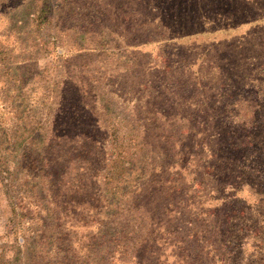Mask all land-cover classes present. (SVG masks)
<instances>
[{
	"label": "rangeland",
	"instance_id": "1",
	"mask_svg": "<svg viewBox=\"0 0 264 264\" xmlns=\"http://www.w3.org/2000/svg\"><path fill=\"white\" fill-rule=\"evenodd\" d=\"M1 1H5V7L0 3V11L11 16L19 35L21 33H23L22 37L29 35L24 42L23 49L20 50L13 46L11 52L12 56L25 63L27 58L25 54L30 49L31 43H38L37 35L32 33L31 25L25 20L26 16L22 15L20 11L13 13L11 10H7L10 2L16 0ZM72 1L74 5L67 1L65 7H72L74 11L71 13L65 10L64 17H59L58 24H61V27L56 26L54 30L49 25L40 33L43 46L47 49L45 56L38 60L39 76H42L44 81L38 77H32L30 80L24 81L25 88L21 91L18 90L17 94L14 90L10 92L11 96L20 97L21 102L29 101L30 103L32 98L42 94L45 98L51 96L50 101L37 104L38 107L34 109V114L38 117L36 120L39 123L37 124L42 123L44 128H47L45 161L49 159L50 168L44 167L42 174L45 173L49 178H58L57 174L61 175L60 184H56V187H59L58 192L56 187H48V192L43 189L38 196L37 193L34 195L29 190L30 187L19 190L17 195H19V199L24 197L26 209L33 210V207L37 205L41 209L37 210V216L26 215L27 210L18 209L22 217L20 216L17 222H23L27 233L33 235L34 239L42 232L46 233L45 235L53 233L50 236H53L61 247V252L58 253L65 256V252L69 253L70 251L75 256L72 260L73 264H100L99 258L110 251L114 241H117L120 235L125 239L126 247L132 251V256L139 257L144 261V264H177L178 260L181 261L179 264L184 261L187 264H192V262L195 264H254L255 261L257 262L255 255L250 254L252 252L251 244H255L253 238L250 237L246 241V247H241V244L247 237V227H245L247 220H254V217H261L264 213V207L260 206L261 204L264 206V202L259 198V193L264 191V178L262 177V173H264V119L262 120L264 117V90H262L264 89V40L262 39L264 27L247 28V24L251 23L247 21L260 12H255L251 8L248 12H243L241 17L237 10L229 9L231 3L226 4V7L220 4L222 12L218 15L208 16L204 27L190 28L188 20H186L184 26L179 29L180 21L172 22L169 17L172 9L171 4L166 2L162 6L159 5L161 8L157 10L159 21L163 19L167 25V29L165 28L162 33H158L153 27H150L154 31V35L140 30L134 36L130 33L131 31L125 30L127 24L120 22L121 17L118 18L119 22L115 26L116 21L113 22L112 17L107 20L100 16V19L98 17L96 21L104 22L105 27L98 28V31L103 33V37L93 35L91 32L92 36H89L88 33L82 31L83 29L75 30V27L82 21L79 18L80 14L86 12L84 10L91 4L90 7L94 10L88 13L90 18L87 22L91 24L89 30L92 29L95 32L97 26H95L93 18L96 14L99 15L98 11L101 7L102 13L105 9L111 8L117 14L126 15L125 10L130 7L127 4L130 3L132 6L131 0L130 2L128 0H103L96 4L93 0ZM206 1L202 0V4ZM116 3H119L124 9L117 7ZM157 3L160 2H155V4ZM107 10L105 11L107 12ZM94 12L96 14H93ZM225 12L229 13V16L232 17L231 20H225V16L222 14ZM4 21L0 17V32L3 31ZM24 21L27 24H24ZM74 22L76 26L71 28ZM238 26L239 28H237ZM224 27L229 28L230 33H237V35L244 31L242 28H247L251 32L249 40L246 41L245 37L238 44L231 42L236 37H231L228 43L224 39L219 40L218 38L225 36ZM199 31L201 34L195 35ZM202 31H208V34L203 35ZM120 34L123 35L122 38ZM167 36H176L175 41H179L174 44L173 51H176V44L185 48L192 47L195 50L192 54H183L182 62L176 65L181 71L174 72L173 76H170V72L165 68H160L162 71L157 72L155 67V65L159 67L162 63L164 65L171 63L167 57L162 60V57L155 55H161L165 51L170 53L172 42L169 41L173 40L167 39ZM2 39L3 37L0 36V40ZM11 39L9 38V40ZM154 39L155 41H153ZM165 40L168 42H162ZM113 41H116L119 48L112 47L115 44ZM101 42L109 43V46L106 44L104 47L105 52H98ZM208 42L211 47L207 48ZM21 44L18 46L20 47ZM137 50L138 53H135ZM141 51H148L151 53L150 56L152 54L155 56L141 55ZM80 54H83L82 58H75ZM72 55L73 57H71ZM17 59L14 58L8 64L9 67L14 66ZM207 59L212 62L208 65L209 69L212 66L209 76L213 81H216L215 90L221 98L218 109L227 111L226 115L213 116L212 113L222 112L215 110L217 104L212 103L213 106H216L214 108L212 106L213 112L211 109L206 112L203 107L201 114L196 113L199 118L198 122L194 121L196 116H193L194 112L191 111L192 116L186 114L187 117L183 122L179 121L174 126L171 123H166V129L163 128L164 133L175 137L178 135L180 136L178 138L184 143V145L179 144L178 149L190 145L196 153L191 158L186 157L177 164L180 170L159 174L156 173V170L159 165L167 164V151L174 149V144L171 143L168 146L164 143H155L151 145L148 142L149 146L145 145V157L150 163L155 162L157 166L151 168L149 163L144 178H147L148 183H151L159 178L169 179L166 174L170 175V179H174L176 173L180 172L189 178L191 176L189 172L194 167L192 163L210 164L209 161L199 162L197 154H200L201 150L197 145L201 144V141L197 139L202 140L208 130L218 133L217 144H215L218 146V151L226 154L235 152L236 166L243 164L240 160L242 153H251L252 167L256 173L234 170V173L232 171L229 173L228 178H224L225 174L220 176L223 177V180H220L222 185H225L228 179L230 180L228 183L236 182V177H238L243 181V188L249 189V186L252 188V192L249 191L251 198L248 202H250V206L255 203L254 216L250 215L253 209L249 207L248 215L236 217V221L232 223L225 219L224 207H219L222 214L218 218L204 214L210 204L214 205L213 200L207 203L202 201V208L197 211L195 207L188 205L186 200L182 204L174 203L176 198L169 188L171 185H164V187L173 197L174 214L171 210L169 213L163 212L161 194L151 193L149 196L150 189L146 188L147 184L139 186L140 190H137L136 178L142 170L140 160L143 158V154L138 153L133 159V163L127 166L123 173L118 175L119 171L117 170L115 178L107 182V178L112 174V163L115 158V163L117 159L122 158L120 156L123 155L128 144L129 125L135 126L136 130H142V127H148L153 132L161 130L153 125L146 126L147 123L144 119L148 110L157 109V107L150 108L149 101L145 100L142 95L147 94L150 90H152L151 94H157L154 100L160 104L157 110L162 113L166 107L167 95H172L171 91L181 86L184 87L190 78L202 76L201 68H204L206 75L209 73L208 69L206 70ZM28 77L30 76L27 75L26 78ZM108 80L114 81V84H108ZM200 81L203 84V82H207V79L200 78ZM91 84L94 85L93 89H91ZM50 90L51 92H49ZM110 90L113 91L109 92ZM246 95L251 97L250 102H253L254 106H258L257 109L260 110L254 114L255 128L239 132L236 130V123H233L230 130V116L242 113H240L243 109L242 98L245 99ZM53 96L55 97L52 98ZM237 97L238 101L236 102ZM225 101L226 104H224ZM21 102L17 99L15 105H18V109L22 112L23 108L19 105ZM231 103H233V107H231ZM183 111L187 113L185 108ZM142 115L143 118H141ZM7 116L11 117L5 113L0 115V121L3 120L0 122V131L12 132L14 128ZM205 119L211 123H205ZM112 130L114 131L113 135L111 134ZM51 135H58L59 140H49ZM171 141L174 142V139L172 138ZM258 165H261L262 173L258 170ZM51 166L55 167L54 170L51 169ZM219 169L229 172L231 167L225 168L224 165H221ZM209 170L215 171L213 168ZM149 173L153 176H149ZM242 174L246 175V180L242 179ZM217 177L219 175L215 176L214 180ZM46 179L44 178L45 181H48ZM82 181L85 182L88 190L85 196H82L83 199H86L87 204H78L77 200H73L68 193V190L75 187L80 189ZM38 188L42 187L37 182L36 189L39 190ZM135 190H137L136 193H134ZM196 193L193 192L191 196L194 197ZM33 196H37V198ZM51 198L56 201L55 204L47 203V200L51 201ZM95 199L100 202L101 207L93 210V215L91 205L96 203ZM53 206H57L55 215L49 214L50 207ZM134 208H137L139 213ZM140 212H146L153 216V220H156V223L152 225L155 227V235L158 238L156 245L151 249H143L142 241L138 242L135 239L138 236ZM211 212L215 214L219 213V210L212 209ZM10 216L7 199L4 194H0V264L11 260L14 254L16 240L15 235L9 232L8 219ZM54 217H58L59 220L55 222ZM186 220H192L193 223L188 226ZM123 224L128 230H131L133 236L131 240L121 234L125 227ZM188 233L192 236L196 234L200 242H197ZM186 234L185 244L183 241ZM219 236L222 245L217 246L212 241H219ZM254 236L259 241L258 235ZM180 239L182 242L177 243ZM136 246H140L143 252L140 250L133 252ZM184 247L187 249L185 252H183Z\"/></svg>",
	"mask_w": 264,
	"mask_h": 264
},
{
	"label": "trees",
	"instance_id": "2",
	"mask_svg": "<svg viewBox=\"0 0 264 264\" xmlns=\"http://www.w3.org/2000/svg\"><path fill=\"white\" fill-rule=\"evenodd\" d=\"M67 1H70V3L73 4L72 0H16L13 2H10L9 7L7 10H11V12L14 13V11H20L22 15L26 16V21L31 25L32 33H35L37 36V42L38 43H31L30 49L26 51V60L23 63L22 61L18 60L15 56H12V50L13 46H16L20 50L24 47L25 40L28 39L29 35L26 37H22L21 33L19 35V32L13 24V20L11 19V16H7L8 14L2 13L1 18H3L4 25H3V31L0 32V36L3 37L2 40H0V115L3 113L9 114L11 117L7 116L8 120L12 123V128L14 130L12 132L9 131H0V194H4L7 199V204L9 206L11 216L8 219V226H9V232H12L15 235L16 243L14 245V254L11 260L3 262L1 264H73L72 260L75 258V256L69 251V253H66L65 256L59 254L58 252H61V247L56 243V239L53 238V233H50V235H45L46 233L38 234L37 237L34 239L33 235H30L27 233L26 226L24 223L19 220V217H22V214L18 211L19 210H27L26 215H36L37 216V210L41 209L38 205L33 207L36 210H30L26 209L24 200V197L22 199H19V190L23 189L24 187H30V191L39 194L42 192L43 189H45L47 192L49 191L48 187H56V184H60L61 175H58V178H49L48 175L45 173L42 174V170L44 167H49V159H46L45 161V149H47L45 140H46V132L47 128H44L43 124L39 123L36 119L38 117L34 114V109L37 108V104H43L46 103L47 100L50 101V95L49 97L45 98V96L40 95L39 97L32 98V102L29 101L21 102V98H17L10 95V92L14 90V92L17 94L18 90L21 91L23 88H25L24 81L30 80L32 77H38L40 80L44 81L42 79V76H39V68H38V60L41 57L45 56L46 47L43 46V40L41 38V32L47 27L51 26L52 29H56L57 27H61V24H58L59 17H64V11H69L73 13L72 7H65V3ZM94 3L100 2L103 0H93ZM130 2V0H128ZM155 2H160L155 4ZM170 3L171 4V12L169 13V17L172 19V22L175 23L179 22V29L184 26V23L186 20H188L190 28H197V27H204L206 25L207 19L212 15H218V13L222 12L221 5L223 7H226V4H230L231 6L229 9L233 11H238L239 16L242 15L243 12H248L249 9H254L255 12L258 11L260 13L256 14L254 17H252L251 20H248L247 22H251L247 24V28L249 27H264V0H207L204 4H202V0H131L132 6L129 4L130 7L125 10L126 15H120L114 12L113 9H105L104 13H102V7L99 9L98 14L95 12L93 14H96V16L93 18V22H95V26H97V30L94 32L92 29L89 30V26L91 24L87 22V20L90 18L89 12H92L94 10L89 4L87 9H85L84 13L80 14L79 18H81L82 21L76 26V23L74 22L72 24L71 28L80 29L84 33H88L89 36L98 35L103 36L102 32L98 31V28L105 27L104 22L102 21H96L97 18L100 16H103L102 18H105L111 20L113 22L116 21L115 26H117V22H119L118 18L121 17L122 19L120 22L126 23L127 26L125 27V30L131 31L134 36L137 35L140 30L146 32L147 34L154 35V31L150 29V27H153L158 33H162L164 29H167L166 22L162 19L159 21L158 19V12L157 10L160 9L164 3ZM3 7H5V1H1ZM104 3V2H103ZM107 4V3H106ZM74 5V4H73ZM117 7H121L119 3H116ZM160 5V6H159ZM204 8V9H202ZM110 11L111 13H109ZM225 11V10H224ZM224 14V18L226 21L231 20V16H229L228 12L222 13ZM115 15V16H112ZM238 15V14H237ZM209 16V17H208ZM246 16V15H245ZM242 17V16H241ZM101 18V19H102ZM179 20V21H178ZM24 21V24L27 22ZM121 24V23H119ZM143 27V28H142ZM242 27V25H241ZM58 28V29H59ZM225 28V36L222 38H218L219 40H226L228 43L231 39V37H236L234 40H231L232 43L238 44L240 40L244 39L248 41L249 35L251 34L250 30L247 28H242L244 31H241L239 35L237 33H230L229 28ZM239 28V26L237 27ZM147 29V31H146ZM170 29V28H169ZM169 31V30H168ZM91 32V33H90ZM95 33V34H94ZM115 33V32H114ZM203 35L208 34V31H202ZM29 34V33H28ZM116 34V33H115ZM201 32H196L195 35H199ZM26 35V34H25ZM162 35V34H161ZM19 36V37H18ZM117 36V34H116ZM121 38L123 37L122 34H120ZM161 37V36H158ZM176 36L168 37L167 39L173 40L169 41L172 42L171 50L168 53L167 51L160 54H155L158 57H162V60L164 57H167L170 59V65H164L163 63L161 65H155L157 68V72H161L162 69L165 68L166 71L170 72V76H173L174 72H180L181 70L176 66L179 63L182 62L184 56V53L192 54L195 52V50L192 47H182L178 46L176 47V51H173L175 47V43L179 41H175ZM9 38H12L9 40ZM196 38V37H195ZM209 38V37H208ZM120 39V38H118ZM166 39V38H164ZM216 39V40H218ZM262 39L264 40V34L262 35ZM21 40V41H20ZM149 40V39H146ZM155 41V39L153 40ZM22 42V44H21ZM115 44L112 46L113 48H119L116 41H113ZM148 42V41H147ZM162 42H168V40L162 41ZM209 43V42H208ZM21 46L19 47L18 45ZM109 46V43L101 42L100 43V49L98 52H105V45ZM261 46L262 43L259 42ZM264 44V42H263ZM207 48L211 44L209 43L206 45ZM197 47V46H196ZM192 50V51H191ZM138 53V50L135 52ZM148 51H141V55H145L148 57L155 56L151 55ZM168 54V55H167ZM83 54H80V56H75V58H82ZM116 55V54H115ZM114 56V55H112ZM73 57V55L71 56ZM17 59V62H15V65L12 67H9V63L13 61V59ZM180 61V62H179ZM212 62L207 59V68L208 72L207 75L204 72V68H201V74L200 77H195L194 79H189L187 81V84L184 87L176 88L174 91H171L172 95H167V103H165L166 107L162 113H160V110H157L159 108V103L154 100L155 97H157V94H151L152 90L148 91L147 94L142 95L143 98L147 101H149L150 108L155 106L156 108H152L148 110L147 116H145V122L148 125L156 126L157 128H161V130L158 131H151L148 127H142L143 129H135V126L129 125L127 133L128 137V144L126 146V149L123 151V155L121 159L116 158L114 162L112 163V171H111V177L107 178V182H110L113 178H115V175H118L123 173L125 168L127 166H130L133 162V159L136 157V155L143 154V158L140 160L141 163V171L139 172L136 181L138 182L137 190H140L139 186H142L143 184H147L146 188L150 189L148 192L149 196L151 193H159L162 196L161 199V207L162 211L165 213L173 212L174 214V203H184L185 200L188 201V205L191 207H195V210H200L202 208V201L204 202H211L214 201V205L211 206V204L208 206V210L204 213L207 216H214L215 218H218L221 216V210L219 207H224V212L226 213V220L232 223L233 221H236V217H239L241 215H248L250 212L249 207L253 209L251 212V216H254L255 213V203L250 206L249 199L251 198L250 192H252V188L249 186V189L243 188V181L236 177V182L228 183L230 180L228 179L225 185H222L220 180H223V177H220L222 174H225L224 178H228L229 173L232 171L234 173V170L238 172H252L253 174H256L252 167V160L253 157H251V153H242L240 155V160L242 161V165L236 166L234 162L235 152L233 153H223L218 151V146H215L217 144L216 136H218V133L214 131L208 130V133L205 135L204 138L197 139L201 141V144H198L197 146H200L201 153L197 154L199 157V162H208L209 165L205 164H198V163H192L194 167H192V171L189 172V175H191L189 178H186L183 174V172L176 173V176L174 179H170V175H167V178L169 179H158L155 182L151 181V183H148V179L144 178L146 176L145 171L148 168L149 161L145 157V145L149 146L148 142L151 145H154L155 143H164L169 146V144H174V149L167 151L166 154V165H159L158 169L156 170V173L162 174L165 172H169L171 170H180L178 165L180 161L184 160L186 157L191 158L194 156V153H196L193 148L189 146L181 147V149H178V145H184L183 141L179 139L178 135L176 137L174 135H167L164 133L163 128L166 129V123H171L173 126L177 124L179 121H185V118L187 117L186 114H188L190 117L192 116V112H194L193 116H196L194 121L198 122L199 118L196 115L202 113L203 107L205 108L206 112H209V109L214 111V107L212 103L217 104V111L222 113H212L213 116H220L221 114L226 115L227 111H224L223 109L219 108L218 105L221 102V98L215 90V84L216 81H213L211 76H209L211 73L209 70V66ZM161 66V67H160ZM214 69V67H213ZM212 69V70H213ZM214 71V70H213ZM27 75L30 77L26 78ZM57 75V74H56ZM200 78L207 79V84L203 82L201 84ZM184 80V79H183ZM185 81V80H184ZM205 83V84H204ZM108 84L113 85L114 81L108 80ZM42 87V86H41ZM225 87V86H224ZM94 88V85L91 84V89ZM10 89V90H9ZM189 89V90H186ZM57 90V89H56ZM264 90V89H262ZM113 90H110L111 92ZM51 92V90L49 91ZM53 96L52 98H54ZM151 98V99H150ZM19 100L22 106L23 110L22 112L18 109V105H15V101ZM251 97L249 95H246L245 99L242 98L243 104H242V110L240 111L241 114L235 115L231 114V119L229 120V128L231 130V126L233 123H236V130L239 132H245L249 130H253L255 128V121H254V114L255 112L260 111L257 109L258 106H254L253 102H250ZM53 101V99H52ZM51 101V102H52ZM238 101V97L236 99V102ZM146 103V102H144ZM210 103V104H209ZM26 104V105H23ZM152 104V105H151ZM226 104V101L224 102ZM213 106V108H212ZM231 107H233V103H231ZM183 108L187 111H183ZM222 110V111H220ZM134 111V110H133ZM158 111V112H157ZM2 117V116H1ZM0 117V118H1ZM43 117V116H40ZM143 118V115L142 117ZM140 118V119H141ZM264 117L262 118V120ZM14 120V121H13ZM204 120V119H203ZM208 119H205V123L210 124L211 121H207ZM3 121V120H1ZM0 121V122H1ZM48 121V120H47ZM51 121V119H50ZM217 121V120H216ZM112 135L114 134V131H111ZM174 139V142L171 141V139ZM162 139V142H161ZM49 140L57 141L59 140L58 135H51ZM59 142V141H58ZM57 142V143H58ZM55 143V144H57ZM46 146V147H45ZM233 150V147H232ZM232 156V157H231ZM58 161V160H56ZM48 164V165H47ZM151 168L157 166L155 162H151ZM235 164V168H234ZM221 165H224L225 168H230L231 170L228 172L227 170L222 171L219 169ZM258 170L262 173L263 169L261 168V165H258ZM52 167V166H51ZM50 168V167H49ZM55 167H52L51 169L54 170ZM215 171H210L209 169H212ZM263 178H264V173ZM45 177H44V176ZM219 175L214 180V177ZM149 176H153L151 173H149ZM242 179L246 180V175H241ZM260 178L259 176H257ZM44 178H47L48 181H45ZM46 179V180H47ZM56 181V182H53ZM219 181V183H218ZM31 182V183H30ZM37 182L40 184L42 188H38L37 190ZM217 182V183H215ZM164 185H171L169 188L172 192V194L175 196L176 200L174 203H172L173 197L171 194H168L169 191L167 188L164 187ZM19 186V187H18ZM107 186V184H106ZM57 188V192L59 190V187ZM219 188V189H218ZM167 189V190H166ZM79 190V191H78ZM134 193H136V191ZM87 187L85 185V182L82 181V184L80 186V189H77L76 187L68 190V193L71 195L73 200H77L76 202L78 204H87L85 202V198L83 199L82 196H85V193L87 192ZM193 192H197L194 197ZM141 193V192H140ZM153 196V195H152ZM34 198H37V196H33ZM99 197V196H98ZM41 198V197H40ZM260 201L264 202V191L259 193ZM96 203L91 205V211L92 214L93 210L99 209L101 207L100 202L95 199ZM55 200L51 198L50 200H47L48 204H55ZM252 202H254L252 200ZM261 204V203H257ZM249 205V206H248ZM261 207H264L263 204L260 205ZM97 207V208H96ZM57 206L50 207L49 214L55 215V209ZM214 209L215 211L218 209L219 213H212L211 210ZM238 209V211H237ZM135 211L139 213V210L137 208H134ZM124 211V209H123ZM202 213V211H200ZM125 213V212H124ZM178 213V212H177ZM239 215H236V214ZM126 214V213H125ZM128 216V214H126ZM140 221L138 223V236L135 237L137 241H142L141 247L143 249L149 248L151 249L154 247L157 243L158 236L155 235V227L152 225L153 223H156V220L152 219V215H148L146 212H140ZM132 217V216H131ZM255 219H251V221L247 220V223H245V227H247L246 235L247 237L243 239V242L241 244V247H246V241L252 237L255 244H251V253L255 255V258L257 262L255 261L254 264H264V213L261 215V217H254ZM53 220L57 222L59 220L58 217H54ZM152 220V221H151ZM175 220V219H174ZM24 221V220H23ZM183 222V221H182ZM151 223V224H150ZM186 223L188 226H190L193 221L192 220H186ZM179 224V223H178ZM122 229V235H124L127 239L133 238L131 230H128L126 225ZM228 227V226H227ZM219 229V228H218ZM189 230V227H188ZM258 234H257V233ZM128 235H126V234ZM193 239H195L197 242H200L199 238L194 234L192 236L190 233H188ZM118 235H120V232H118ZM254 235H258L259 241L256 240V237ZM262 235V236H259ZM186 236L184 237V243L186 244ZM219 236L218 240H213L212 242L218 245H222L221 240ZM31 240V242H30ZM125 239L120 235V238H117V241H114V244L110 251H108L105 255L101 256L99 258V263L104 264H144V261L142 259H139L137 256H132V251L129 250V248L126 247V244L124 243ZM182 240H178L177 243H181ZM227 243V241H225ZM175 243V244H177ZM203 243V242H202ZM201 243V244H202ZM140 246H136L133 252H137V250L142 251ZM186 247V245H185ZM184 247L183 252L187 251V249ZM208 251V250H207ZM143 252V251H142ZM209 252V251H208ZM71 255V256H69ZM224 255V254H222ZM221 255V256H222ZM226 256V255H225ZM127 257V258H126ZM180 260L184 261L180 258ZM181 261L178 260L179 264ZM182 264H187L182 263ZM192 264H195L192 262ZM242 264V263H241Z\"/></svg>",
	"mask_w": 264,
	"mask_h": 264
}]
</instances>
